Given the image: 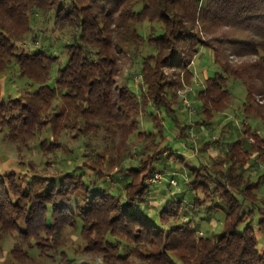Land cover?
<instances>
[{"label": "trees", "instance_id": "1", "mask_svg": "<svg viewBox=\"0 0 264 264\" xmlns=\"http://www.w3.org/2000/svg\"><path fill=\"white\" fill-rule=\"evenodd\" d=\"M48 34L61 44L63 63L18 44ZM204 49L216 71L187 94L199 105L193 110L201 122L194 124L213 126L234 100L231 84L239 83L245 91L241 135L224 144L204 142V152L220 144L221 154L188 168V199L181 191L152 218L142 208L149 198L145 179L169 152L160 116L174 122L176 139L188 138L190 125L176 121V91L191 88L192 67ZM124 61L131 64L125 78ZM13 65L36 88L0 99V135L19 155L42 139L33 159L40 163L29 161L23 174H0V237L16 238L11 264L53 262L58 234L69 222L83 250L100 252L104 263L125 259L126 248L136 244L144 252L135 255L152 264H264L254 233L264 234V172L251 180L264 163V133L250 127L264 128V0H0V76ZM133 75L138 92L128 86ZM57 95L62 105L53 110ZM144 118L150 131L141 130ZM228 123L218 129L221 137ZM68 142L81 150L75 148L81 162L50 174V161L76 160ZM108 175L113 187L104 183ZM213 211L224 216L220 232L198 236Z\"/></svg>", "mask_w": 264, "mask_h": 264}, {"label": "rangeland", "instance_id": "2", "mask_svg": "<svg viewBox=\"0 0 264 264\" xmlns=\"http://www.w3.org/2000/svg\"><path fill=\"white\" fill-rule=\"evenodd\" d=\"M41 39L39 42H32L26 40L25 38L21 39L18 44H21L24 47H37V51H41L44 53H50L55 56H59L58 62L63 63L64 57L61 55L62 49L60 47V43L57 40L50 39L49 34L41 41L42 45H40ZM247 61L248 58L244 57L243 59L233 58L231 61L233 63L238 64L241 61ZM121 71L123 72V78L126 77V74L129 72L131 64L129 61H124L121 63ZM57 66L55 65L51 71V78L49 80V85L53 86V79L56 76ZM216 71V66L212 61L211 52L208 50H202L197 58L194 61L192 72L194 73L193 83L191 88L189 85L185 84L181 88H179L177 92L178 100L180 102L179 108L175 109V117L178 124L181 125H190V128L186 130L188 138L184 140L176 139V130L174 128V122H172L171 118L165 116V112L160 116L163 118V142H168L169 152L165 154V156L157 163L156 170L158 171L154 177H148L145 179V183L149 185V198L148 205L143 206V210L147 215H150L154 218L161 208V205L165 203L167 199L174 198L176 199V195H180L182 191L185 194V198L188 199L186 192L183 190L184 181L188 180L190 177L188 176V168H195L201 163H204V159H208L209 157H218L221 154V146L213 147L210 146L207 151L202 150V144L208 140L215 141L219 140V143L224 144L230 141L236 140L241 135L242 131V116L240 113L241 103L244 100L245 91L242 85L239 83H232L230 86L231 94L234 96V100L230 107H228L224 114H220L213 118V126L210 127L201 126L198 127L194 122H201V116L194 113L193 108L195 109L199 105L193 101V94H188L189 91L196 90L199 86V89L204 85V82L207 78H211ZM135 75V74H134ZM133 75L134 79L128 82V86L133 89V91L138 92V82L136 81V77ZM123 80V79H121ZM26 79H22L19 77L17 73L16 65L9 67L1 76H0V99L11 97L14 98L18 93L23 91L32 92L35 90L34 85H28ZM190 93V92H189ZM191 106V108H187L184 105V101ZM62 105V100L59 95L53 101V110L59 109ZM148 112L154 113L153 109H149ZM236 116V118H234ZM149 117V116H148ZM140 118V117H139ZM233 118V119H232ZM141 121V119H140ZM229 122V126L224 129L223 136L219 135L218 129L223 127V125ZM250 127L257 128L261 130L260 133H264V128L261 127L256 122H251ZM229 128V129H228ZM142 129L150 131L152 129L151 121L149 119L144 118V122L142 124ZM227 131L229 132L227 134ZM42 139V137L35 138L30 143V148L27 150L26 148L21 149V154L19 155L16 150V145L14 143L8 142L2 138L0 135V174H5L10 171L15 173H25L27 172V165L29 161L38 164L39 161H33V159L37 156L36 146L38 141ZM156 140H159L156 137ZM186 140V141H185ZM253 142L252 139H249ZM36 142V143H35ZM69 147L71 148V155H76V160L71 161H50L47 171L50 174H54L59 170H67L71 169L75 163L81 162L82 158L77 153L76 145H73V142H68ZM76 148V149H75ZM79 151H81L79 149ZM59 156L62 157L61 153H58ZM169 155V156H168ZM172 155V156H170ZM182 160V161H181ZM209 162V161H208ZM40 163V162H39ZM125 166L129 164L127 161L124 163ZM39 169V168H38ZM37 169V170H38ZM262 174L264 172V163L260 164V166L255 170V172H251V180H255L257 175ZM155 176H157L155 178ZM142 178V175H140ZM158 179V180H157ZM170 180H173L174 183H168ZM112 177L110 175L107 176L105 185L109 187H113L115 183L113 182ZM260 192L264 195V182L261 184ZM185 206V205H184ZM186 207V206H185ZM211 217L209 221L201 222V228L198 231V236H215L220 232L221 225L223 223V214L220 211L211 212ZM255 217V220L258 218ZM184 220V216H181V221ZM256 222V221H254ZM256 224V223H255ZM256 239H257V247H264V234L259 232L258 230H254ZM15 233L11 235H6L3 238L0 237V264H11L12 257L9 254V250L12 248L14 243L16 242V238L13 236ZM58 252L54 257V261L52 262L49 259H37L35 258V262L39 264H152L144 259L138 258L135 254L138 255L140 251L143 253V249L139 248L138 245L132 244L129 248H126V258L121 261H107L104 263L102 260L101 253L96 250L84 251V241L78 234V229L76 225L69 222L58 234ZM141 244V243H139ZM131 249V250H130ZM63 251L64 259L62 262L60 261L59 253ZM124 255V256H125ZM59 262V263H58ZM24 264V263H23ZM25 264H30L29 261ZM179 264V263H177Z\"/></svg>", "mask_w": 264, "mask_h": 264}, {"label": "built area", "instance_id": "3", "mask_svg": "<svg viewBox=\"0 0 264 264\" xmlns=\"http://www.w3.org/2000/svg\"><path fill=\"white\" fill-rule=\"evenodd\" d=\"M184 101V105H185V107H187V108H191V106L187 103V101L184 99L183 100ZM157 176H155V178H156ZM158 180V179H157ZM169 183L171 184V183H174V181L173 180H170L169 181Z\"/></svg>", "mask_w": 264, "mask_h": 264}]
</instances>
